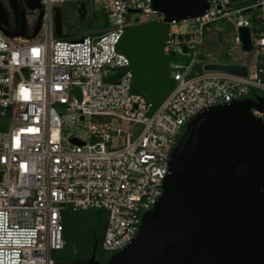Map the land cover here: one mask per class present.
<instances>
[{
  "label": "built area",
  "instance_id": "1",
  "mask_svg": "<svg viewBox=\"0 0 264 264\" xmlns=\"http://www.w3.org/2000/svg\"><path fill=\"white\" fill-rule=\"evenodd\" d=\"M62 1L42 0L41 29L32 39L0 29V264H55L53 251L65 246V206L105 211L102 250H123L159 201L187 123L211 107L264 97V0L244 8L207 0L204 14L170 23L163 49L176 59L168 61L172 85L157 108L134 91L129 59L117 51L126 30L151 22L141 17L156 13L151 0H95L107 30L53 39L54 7ZM220 20L235 28L232 42L240 48L238 29L250 30L252 60L234 63L246 75L205 69L207 32ZM252 113L264 120L258 109ZM113 118L131 123L132 132L113 129ZM80 122L83 136L68 131V123Z\"/></svg>",
  "mask_w": 264,
  "mask_h": 264
},
{
  "label": "water",
  "instance_id": "2",
  "mask_svg": "<svg viewBox=\"0 0 264 264\" xmlns=\"http://www.w3.org/2000/svg\"><path fill=\"white\" fill-rule=\"evenodd\" d=\"M11 26L0 1V29L9 38L32 39L41 29L40 0H8ZM39 10L30 33L25 8ZM163 16L124 32L117 51L129 59L134 86L157 108L172 80L164 44L172 21L198 17L207 0H151ZM82 8L84 6L82 5ZM133 12V11H132ZM136 12H141L137 10ZM63 13L54 7L53 29L66 38ZM242 50H252L250 30L238 29ZM206 70L246 75V67L211 63ZM264 97L211 107L195 115L169 157V174L155 206L143 214L135 239L106 264H264ZM72 143L84 142L71 138ZM93 253L68 264H101Z\"/></svg>",
  "mask_w": 264,
  "mask_h": 264
},
{
  "label": "trees",
  "instance_id": "3",
  "mask_svg": "<svg viewBox=\"0 0 264 264\" xmlns=\"http://www.w3.org/2000/svg\"><path fill=\"white\" fill-rule=\"evenodd\" d=\"M254 1L255 0H232L236 8H244L254 3ZM62 4H65L66 7L71 9L80 8L81 5H90L93 12L97 15V18L91 17V19H85L83 21L80 20L78 15L76 16L75 21H67L66 17L68 10L63 8L62 26L67 25L69 27L67 32L63 31V33L66 35L65 39H78L86 35H95L108 29L109 24L106 11L104 8H102V10L98 9L97 7L95 8L94 5L97 4L95 0H63L57 5ZM248 11L249 10H246V12ZM252 18L254 19L253 24H255V21L260 20L256 13H252ZM213 24H211V28ZM200 58L205 62L207 57L204 54H201ZM62 213L64 216L63 235L65 238V246L63 249H66L74 238L80 241L83 248L71 258H65L64 260H61L54 257L55 264H68L74 259L91 255L95 245L97 246L96 254L100 255V259H98L99 262L101 264H106L110 257H105V251L102 252L101 246L106 227L107 213L103 210L73 211L68 206L63 207Z\"/></svg>",
  "mask_w": 264,
  "mask_h": 264
},
{
  "label": "rangeland",
  "instance_id": "4",
  "mask_svg": "<svg viewBox=\"0 0 264 264\" xmlns=\"http://www.w3.org/2000/svg\"><path fill=\"white\" fill-rule=\"evenodd\" d=\"M57 4H55L56 6ZM94 7L102 10L104 6L102 4H96ZM141 17L147 21L158 22L161 19V15L159 13H150L147 16L145 14L141 15ZM73 29V28H72ZM69 27L67 25L63 26V31L67 32ZM235 28L231 27V24L228 21L220 20L213 24L211 30L208 33V37L204 44V49L202 52L207 57L204 65L211 63H219V64H234V63H246L249 64L252 60L253 52H244L240 46H236L232 42V37L235 34ZM53 32V39H57L58 37ZM221 38V39H220ZM176 58L169 57L168 61H172ZM134 91L139 90L134 88ZM63 115H67V112L61 113ZM68 131L74 132L76 135H84V124L83 122L77 124L68 123ZM111 127L115 130L121 128L125 134L132 132L133 125L126 121H120L116 118H113L111 121ZM83 246L80 241L76 238L72 239L70 244L66 249L53 251V258H58L64 260L65 258L74 257L77 252L82 250ZM106 258L111 257L112 254L109 252H105Z\"/></svg>",
  "mask_w": 264,
  "mask_h": 264
},
{
  "label": "flooded vegetation",
  "instance_id": "5",
  "mask_svg": "<svg viewBox=\"0 0 264 264\" xmlns=\"http://www.w3.org/2000/svg\"><path fill=\"white\" fill-rule=\"evenodd\" d=\"M0 1L2 2V4L5 7V10L7 13L6 16H7L9 24L11 26H14L15 16H14V14L10 8L9 1L8 0H0ZM17 1L23 5H26L28 3H31L34 0H17ZM40 3L42 4V0H40ZM56 7H60L61 10L63 8H66L68 10L67 11V17H66L67 21H75L76 16H78V15H79L81 21H83L85 19L89 20V19H91V17L97 18L96 13L93 12L90 5L84 6V8H82V5H81L80 8H73V9L66 7L65 4L64 5L63 4L62 5H56ZM34 13H35V10L28 9L27 7L25 8V14H26V18H27V22H28L29 30H30L29 32L32 31V27H33V23H34ZM102 252H103V250H102ZM96 258L100 259V255L96 254Z\"/></svg>",
  "mask_w": 264,
  "mask_h": 264
},
{
  "label": "crops",
  "instance_id": "6",
  "mask_svg": "<svg viewBox=\"0 0 264 264\" xmlns=\"http://www.w3.org/2000/svg\"><path fill=\"white\" fill-rule=\"evenodd\" d=\"M209 33V32H208ZM207 37H208V34H207V36H206V39H207ZM206 41V40H205ZM204 54V53H203Z\"/></svg>",
  "mask_w": 264,
  "mask_h": 264
}]
</instances>
